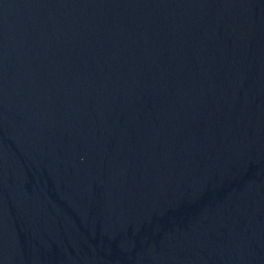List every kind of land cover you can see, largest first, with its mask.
Listing matches in <instances>:
<instances>
[{
  "label": "water",
  "instance_id": "1",
  "mask_svg": "<svg viewBox=\"0 0 264 264\" xmlns=\"http://www.w3.org/2000/svg\"><path fill=\"white\" fill-rule=\"evenodd\" d=\"M0 264H264V0H0Z\"/></svg>",
  "mask_w": 264,
  "mask_h": 264
}]
</instances>
